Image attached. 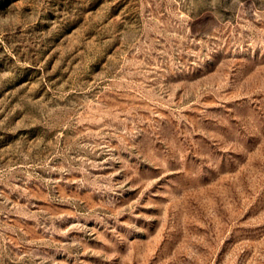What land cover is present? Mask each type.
Returning <instances> with one entry per match:
<instances>
[{
    "label": "rangeland",
    "instance_id": "374dc122",
    "mask_svg": "<svg viewBox=\"0 0 264 264\" xmlns=\"http://www.w3.org/2000/svg\"><path fill=\"white\" fill-rule=\"evenodd\" d=\"M0 264H264V0H0Z\"/></svg>",
    "mask_w": 264,
    "mask_h": 264
}]
</instances>
